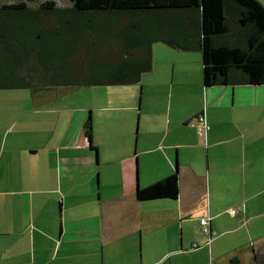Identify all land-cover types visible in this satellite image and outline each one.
Masks as SVG:
<instances>
[{"label":"crops","instance_id":"crops-1","mask_svg":"<svg viewBox=\"0 0 264 264\" xmlns=\"http://www.w3.org/2000/svg\"><path fill=\"white\" fill-rule=\"evenodd\" d=\"M153 56L146 111L167 126H142L139 159L162 162L145 185L178 165V198L138 201L132 160L116 155L103 123L93 129L97 168L63 88L0 95V264H214V254L218 264H264V83L205 88L199 51L156 44ZM202 112L206 134L188 125ZM116 162L122 188L112 196L106 171Z\"/></svg>","mask_w":264,"mask_h":264},{"label":"trees","instance_id":"trees-1","mask_svg":"<svg viewBox=\"0 0 264 264\" xmlns=\"http://www.w3.org/2000/svg\"><path fill=\"white\" fill-rule=\"evenodd\" d=\"M156 44L199 51L205 88L261 85L264 4L260 0H0V89L143 87V76L154 68ZM188 125L202 134L210 128L204 112ZM84 129L97 155L91 116ZM137 175L138 201L178 198V165L172 174L144 187Z\"/></svg>","mask_w":264,"mask_h":264},{"label":"rangeland","instance_id":"rangeland-1","mask_svg":"<svg viewBox=\"0 0 264 264\" xmlns=\"http://www.w3.org/2000/svg\"><path fill=\"white\" fill-rule=\"evenodd\" d=\"M63 92L69 93L68 97L63 101L68 107H75L78 109L76 114L83 115V119L86 121L90 116L92 118L93 129L94 125L103 123L108 126L112 132L114 141L112 142L117 148V156L128 155L133 164L134 185H136V172L138 173L139 186L144 187L145 175H149L153 171V167L162 169L161 159L158 156H142L139 159L140 139L139 136L142 133L141 129L146 127L147 132L151 131L155 127L163 128L167 126V123L163 124L158 121L155 122L153 117L146 111V101L143 100V87L140 84L132 85H101V86H82L75 88H63ZM32 93L30 89H0V95L3 94H23ZM62 93V92H60ZM83 108V110H80ZM147 117V120H146ZM184 128L180 122H173L174 127ZM123 128H129V139H125L126 135L121 133ZM148 142H152L153 138L149 136ZM96 156V155H95ZM99 156V154H98ZM100 167V156L98 158ZM137 164V166H136ZM119 162L113 163L107 168L106 178L110 184L107 191L110 195L114 196L121 192V179L119 175ZM137 167V170H136ZM96 184L101 188L102 179L100 172H96ZM143 175V181L141 176ZM99 179V184H98ZM153 182V181H151ZM101 194V192H100ZM156 201L151 200L143 203L153 204ZM232 208H237L233 206ZM139 238V235H137ZM194 254L188 255L185 258L186 263L194 262ZM214 264L219 263V259L214 254Z\"/></svg>","mask_w":264,"mask_h":264},{"label":"built area","instance_id":"built-area-1","mask_svg":"<svg viewBox=\"0 0 264 264\" xmlns=\"http://www.w3.org/2000/svg\"><path fill=\"white\" fill-rule=\"evenodd\" d=\"M230 212H231L232 215H236L237 214V209L233 208V209L230 210ZM201 223H202V226L204 228V231L207 234L211 235L212 231H211V227L209 225V218H207V217L202 218L201 219ZM213 234H214V232H213Z\"/></svg>","mask_w":264,"mask_h":264}]
</instances>
